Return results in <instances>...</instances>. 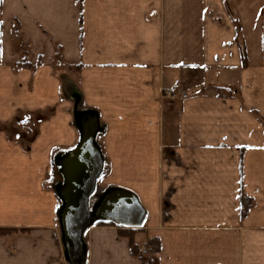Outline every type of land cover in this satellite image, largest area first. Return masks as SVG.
<instances>
[{"label":"crops","instance_id":"obj_1","mask_svg":"<svg viewBox=\"0 0 264 264\" xmlns=\"http://www.w3.org/2000/svg\"><path fill=\"white\" fill-rule=\"evenodd\" d=\"M13 40L32 68L15 66ZM55 49L76 68V102L70 84L61 96ZM174 85L187 98L169 103ZM47 111L26 148L10 136L19 116ZM81 111L97 117L102 183L142 204L135 239H158L159 264H264V0H0V264H66L49 242L59 182L43 185ZM86 230L84 264L142 263L124 239L102 241L108 229Z\"/></svg>","mask_w":264,"mask_h":264},{"label":"water","instance_id":"obj_2","mask_svg":"<svg viewBox=\"0 0 264 264\" xmlns=\"http://www.w3.org/2000/svg\"><path fill=\"white\" fill-rule=\"evenodd\" d=\"M73 118L77 143L54 159L59 176L55 194L60 202L56 217L66 264H84L82 236L87 228L102 221L138 229L146 211L133 193L121 188H107L93 201L103 164L95 145L97 117L91 111H81L74 112Z\"/></svg>","mask_w":264,"mask_h":264},{"label":"rangeland","instance_id":"obj_3","mask_svg":"<svg viewBox=\"0 0 264 264\" xmlns=\"http://www.w3.org/2000/svg\"><path fill=\"white\" fill-rule=\"evenodd\" d=\"M13 42L14 43L12 45V48L15 51L19 50V52H18L20 55L19 60H21L20 59L21 55H22L21 51H23V49H19L18 45L15 43L14 40H13ZM52 66H53L55 75H56V77L60 83L61 96L63 97V92H64L63 90L65 88V84H70V86L72 87V91H73V93H72L73 101L76 102L77 101V90H76V80H75L76 68L73 66L72 68L68 69L65 66L62 59H60V50L59 49H55V56H54V59L52 61ZM182 91H184V93H185V90H182ZM219 96H221V95L219 94ZM185 98H187V96ZM185 98H184V100H185ZM165 99H167V98L165 97ZM167 100L169 101V103H175V102H178L179 100H182V98H178L175 100H169V99H167ZM48 115H49V111H47L45 113H40V114L38 113V114H34V115L19 116L16 121H14L8 125V132H9L11 137L17 135L18 141L23 145L24 148H26L27 144L30 141H32L33 136L35 135V133L37 131V126L39 125V123L42 120L46 119V117ZM50 158H51L50 159V167H51L50 176H49V179L44 183L43 189L45 191H52L53 192V185L56 182H59V177H58L57 170L54 168V166L52 164L53 163L52 162V155L50 156ZM162 160L164 163H166V165L173 164V166H176L178 164L176 153L173 151V149L166 151L162 155ZM102 173L96 182V190H95L96 192H98L100 194L104 190H106L107 188H121V187H116V186H107L104 183H102V180L100 178L102 176H104L107 172L105 171ZM168 177H169L168 172L161 171V173H160V179L161 180H166V179L168 180ZM173 182L174 183H171L169 186L161 188L162 189L161 190L162 215H163V218H165V219H168L171 216V214L175 211L176 187H175V181L174 180H173ZM121 189H124V188H121ZM55 198H56V215H57V210L60 206V202H59L57 197H55ZM56 222H57V217H56ZM97 223L99 224V225H97V227L105 229V230L106 229L109 230V231H105V232L103 231V233L101 234L104 238L102 241H104V242L116 241L117 242L118 240L124 239L125 242L127 243V239H125L124 237L121 236V234L118 232L116 226L106 225L102 221H98ZM56 224H57V227H56L57 231H51L50 232L49 238L51 240L49 239V242H51L50 243L51 245L54 244L53 247L56 248V257L58 259L61 258L64 260L63 249H62L61 239H60V233H59V229H58V222ZM143 225L140 226L139 228H142ZM139 228L136 229V232L139 230ZM84 232L85 233H83V236H85L87 230ZM134 237H135V234H134ZM23 238L25 239L26 243L27 242H33L31 240V236L27 235V233L25 235H23ZM38 240H39V238H36L35 242ZM134 243L136 244L137 251L134 255H131V256L135 257L136 259H138L140 261H143L144 258H146L148 256H152V254L150 253V255H148L146 257H139V255L137 253L138 249L145 247V245L143 244V240H139V239H137V240L135 239ZM127 247H128V243H127ZM60 249L62 250V253L60 252Z\"/></svg>","mask_w":264,"mask_h":264},{"label":"trees","instance_id":"obj_4","mask_svg":"<svg viewBox=\"0 0 264 264\" xmlns=\"http://www.w3.org/2000/svg\"><path fill=\"white\" fill-rule=\"evenodd\" d=\"M235 32H236V37L239 40L240 28L237 23L235 27ZM241 60H242V66L245 67L247 59H246V53H245L244 48L241 50ZM15 66L17 68H21V67L32 68L33 65H30L26 60L21 59L15 64ZM251 206H252V201L246 197L241 196L240 197V216L243 217ZM103 223L106 225H114L110 222H103ZM95 224L99 225L97 222ZM116 227H117L118 232L121 234V236L127 239L128 248L130 252L129 254L134 255L137 251L136 244L134 243L135 241L134 234L136 233V229H126L120 226H116ZM145 247L148 248L149 251L151 252L158 253L159 252L158 239L148 240ZM140 264H159V259L156 256H148L144 258V260Z\"/></svg>","mask_w":264,"mask_h":264},{"label":"built area","instance_id":"obj_5","mask_svg":"<svg viewBox=\"0 0 264 264\" xmlns=\"http://www.w3.org/2000/svg\"><path fill=\"white\" fill-rule=\"evenodd\" d=\"M164 96L169 99V100H175L178 98L184 99L186 97V94L182 91L179 85H174L170 90H168ZM138 255L139 257H146L150 255V252L148 251L147 248H139L138 249Z\"/></svg>","mask_w":264,"mask_h":264},{"label":"bare ground","instance_id":"obj_6","mask_svg":"<svg viewBox=\"0 0 264 264\" xmlns=\"http://www.w3.org/2000/svg\"><path fill=\"white\" fill-rule=\"evenodd\" d=\"M98 196H99V193L96 192V194H95V198L93 199V201H94L96 198H98Z\"/></svg>","mask_w":264,"mask_h":264}]
</instances>
